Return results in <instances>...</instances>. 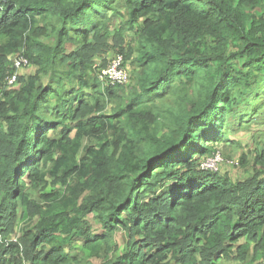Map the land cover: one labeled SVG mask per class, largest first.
<instances>
[{"label":"trees","instance_id":"trees-1","mask_svg":"<svg viewBox=\"0 0 264 264\" xmlns=\"http://www.w3.org/2000/svg\"><path fill=\"white\" fill-rule=\"evenodd\" d=\"M112 50L131 68L125 85L89 73ZM19 51L36 70L6 88ZM262 82L264 0H0V236L18 200L31 222L0 244V264H83L78 242L103 250L100 264L264 252V141L244 179L201 166L229 141L227 119L252 121ZM83 137L101 142L74 163ZM43 182L63 194L31 199Z\"/></svg>","mask_w":264,"mask_h":264},{"label":"rangeland","instance_id":"rangeland-1","mask_svg":"<svg viewBox=\"0 0 264 264\" xmlns=\"http://www.w3.org/2000/svg\"><path fill=\"white\" fill-rule=\"evenodd\" d=\"M259 12L261 10L259 9ZM120 18L114 19L113 25L111 27L112 32L116 30L119 26ZM49 43L51 40L45 39ZM68 48H71V45H68ZM114 50L109 51L108 54L97 56L95 59V64H93L92 70L89 71L91 76H96L99 74V71L104 68L111 60V58L115 55ZM130 74L131 68L128 64ZM36 70L34 65L23 66L18 70V75L25 76L32 74ZM99 77V76H98ZM46 76H42V82H46ZM100 80V79H99ZM12 88H17V84H15ZM260 97L258 99L259 103L257 104L259 107L256 108L257 112L254 115V118L249 124H238L236 120L227 119V127L226 132L229 138V141L226 142H218L215 144V151L211 154L205 156L210 157L215 154L216 162L211 166L213 171L218 172L220 174H227L233 180H241L251 175L252 173V163L255 158V155L260 151L261 146L264 141V82L260 84ZM169 102V101H167ZM112 104V103H111ZM110 104V106H111ZM254 104V105H256ZM60 127L55 129L54 131H48L47 135L51 137L52 135L59 132ZM73 136V133L70 134ZM113 134L110 132L107 136L108 138H112ZM101 141L95 138L83 137L81 141V148L78 150L76 155H73V161L76 163L79 158L83 155V149L87 145H97ZM56 157V155H55ZM51 165V164H50ZM50 165L48 167H50ZM42 167V166H41ZM40 167V168H41ZM64 192V185L60 182H55L52 184L47 182L44 184L40 183L37 186L29 185L27 188V193L31 199H34L38 202H42V195L45 193H54V199L57 196H60ZM58 200V199H57ZM28 211L27 208L18 200L16 205V215L14 218V231L9 233L7 236L10 239H16L22 232L24 228L31 226V222L27 220ZM93 231L99 232L100 230V222L98 219L92 220ZM241 239L240 241H243ZM113 242L115 247L119 249V251L124 250L126 236L122 230H118L116 234L113 236ZM114 247V246H113ZM71 254H77L80 258L83 259V264H100L102 259L101 256H96L90 254V252L83 248L82 243L78 242L73 245ZM235 255V254H234ZM215 264H264V252L255 253L252 249V246L249 247L246 258L244 260L240 259H223L222 257L218 258Z\"/></svg>","mask_w":264,"mask_h":264},{"label":"built area","instance_id":"built-area-1","mask_svg":"<svg viewBox=\"0 0 264 264\" xmlns=\"http://www.w3.org/2000/svg\"><path fill=\"white\" fill-rule=\"evenodd\" d=\"M11 61V67L13 68V73L9 76H6L4 80V84L6 88H12L17 81L18 76V70L23 66H28L29 62L27 58L23 55L22 51L16 52L13 55L9 57ZM98 78L106 84L110 85H125L129 82L130 79V71L126 64L124 63V59L122 54H115L110 62L99 71ZM1 94V90H0ZM216 160L215 154L205 158L203 160L201 166L204 169H210L213 171V168L211 167L213 165L214 161ZM10 240H16V239H10L8 237L2 238L0 236V244L7 243Z\"/></svg>","mask_w":264,"mask_h":264}]
</instances>
